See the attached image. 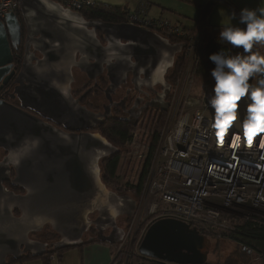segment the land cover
<instances>
[{
	"label": "water",
	"instance_id": "1",
	"mask_svg": "<svg viewBox=\"0 0 264 264\" xmlns=\"http://www.w3.org/2000/svg\"><path fill=\"white\" fill-rule=\"evenodd\" d=\"M18 3L27 38L24 65L15 83L24 89L20 91L21 100L29 102L24 101L25 107L72 131L103 123L108 111L93 113L73 99L72 69L88 73V68L98 69L101 60L111 59L118 61L122 80L127 73L136 72L134 66L141 73L152 74L154 86L160 85L161 91L149 89L155 95L150 106L168 112L166 97L172 85L165 78L184 43H171L157 32L127 22L87 21L80 12L54 0ZM17 20L15 14L0 20V73L11 61L6 25ZM97 31L107 46L100 45ZM36 52L43 55L42 59L35 58ZM114 79L112 76L107 94L120 85V80ZM25 80L29 84L24 85ZM24 91H28L25 98ZM77 122L84 127L68 126ZM0 148L8 153L0 163V264H8L10 257L20 261L27 255L42 257L51 249L83 246L84 235L91 227L97 235L89 242L122 243L125 229L119 219L132 218L137 203L130 194L114 192L102 181L100 162L119 152L116 145L99 133H67L36 115L0 102ZM10 167L16 172L12 184L23 188L25 194L3 186L10 178ZM14 210L20 215L16 216ZM46 227L59 239L49 243L31 237ZM208 244V238L197 228L166 218L150 225L138 252L170 264H205Z\"/></svg>",
	"mask_w": 264,
	"mask_h": 264
},
{
	"label": "built area",
	"instance_id": "2",
	"mask_svg": "<svg viewBox=\"0 0 264 264\" xmlns=\"http://www.w3.org/2000/svg\"><path fill=\"white\" fill-rule=\"evenodd\" d=\"M54 1L74 12L94 5L89 0ZM18 11V0H0V20L17 15ZM127 19V23L162 33L177 43H184L185 47L182 51L184 67L176 84L171 83L166 122L158 133L152 155L155 114L151 121L138 125L126 141L125 169L123 157L120 167L122 165L124 174L130 172L137 176L136 182L133 179L127 182L131 189L138 185L148 160L149 165L140 196L135 198L134 216L130 224L123 227L124 240L118 246L131 244L135 239L139 244L151 224L172 218L197 228L206 237L233 240L248 253H258L241 240L240 226L264 225V149L258 148L260 137L252 149L243 143L233 147L234 129L229 131L223 144L219 143L212 128L214 110L208 104L212 90L202 85L195 91L199 64L196 45L202 23L194 34L183 25L150 16L145 2H141L136 11H128ZM180 120L187 121L185 132L175 141L173 137Z\"/></svg>",
	"mask_w": 264,
	"mask_h": 264
},
{
	"label": "flooded vegetation",
	"instance_id": "3",
	"mask_svg": "<svg viewBox=\"0 0 264 264\" xmlns=\"http://www.w3.org/2000/svg\"><path fill=\"white\" fill-rule=\"evenodd\" d=\"M80 15L83 17V19L87 21L97 20V19H89L81 12ZM16 16L18 18L17 20L18 23L12 24L9 27L6 25L8 40L11 49V57H8V60L11 61H9L7 67L3 69L2 73H0V78H2L0 81V102L14 106L16 108L23 109L28 113L36 115L37 117L43 119L45 122H49L53 126L67 133H77V134L99 133L105 138L107 137L103 135V132H104V128L108 126L109 122H115V123L120 122L128 127L138 126L145 122L151 121L153 115L157 111H160L159 109L150 106V102H152V99L155 98V95L153 92L149 91V89L154 88L155 90L161 91L160 85L154 86L155 80L153 78V75L152 74L146 75L145 73H141L139 72V67L134 66L136 72L127 73L126 75H124V79L122 80L121 68L120 65L118 64V61L111 59L101 60V62L99 63L100 67H98V69L96 70L92 68H88V73L82 72L78 68L72 69L74 81L71 84V95L73 99L77 100L82 107H85L87 110L93 113L105 114L108 111V117H105L103 119V123L94 125L91 128H84L81 130L72 131L67 128V125L62 123L58 124L55 121H52L51 119L44 118L40 113L35 111L33 108L25 107L23 103L24 101L26 102L28 101L26 99H24V101L21 100V92H20L21 90L24 89L23 88L20 89L18 87V84H16L15 82L18 74L21 72L22 67L24 65L27 31H26L25 23L19 11L17 12ZM108 23L119 24L116 22H108ZM96 34L100 45L103 47L107 46L108 42L105 41V38L102 35V33L100 31H97ZM161 35L164 36L162 33ZM169 40L171 43H177V42H173L171 39ZM122 43L125 44L126 42L122 41ZM42 57L43 55L41 53L39 52L35 53V58L42 59ZM79 58H80V54L78 53L77 59ZM133 60L137 62L134 57ZM172 69L169 71V73L166 75L165 78L169 84H171ZM112 76L113 79L115 78L114 80H120V85H118L119 87H117L114 91H112V93L107 94V90L112 83ZM27 84L29 83L27 80H25L24 85ZM60 87L63 88V85ZM53 88L54 87H51V90L49 91L52 94L50 96V99H52L54 95V91H52ZM27 92L28 91L23 92L22 95L24 96V98L26 97ZM168 97L169 95L166 97L167 100ZM57 119L62 120L59 117H57ZM70 125L72 126L74 125L75 127H84V125L78 122L74 124L73 123L68 124V126ZM111 143L113 144V142ZM7 155L8 153L4 149L0 148V163L3 162L4 158ZM114 155L101 160L100 162L101 177H103V170L105 168L107 160L113 157ZM15 174H16L15 169L13 167H10V178L7 177L9 178V180L8 179L4 180L3 186L8 190L14 191L15 193L25 194L23 188L19 186H14L12 184V179L15 177ZM107 187L109 188L110 186L107 185ZM14 214L16 216H19L20 212L18 210H14ZM95 217L96 216L92 218ZM126 220L129 223L132 221V218H127ZM96 235L97 232L95 228L91 227L90 230L84 235L83 240L85 241V243H87L89 242L90 238H95ZM92 242H98V241L94 240Z\"/></svg>",
	"mask_w": 264,
	"mask_h": 264
},
{
	"label": "clouds",
	"instance_id": "4",
	"mask_svg": "<svg viewBox=\"0 0 264 264\" xmlns=\"http://www.w3.org/2000/svg\"><path fill=\"white\" fill-rule=\"evenodd\" d=\"M237 25L222 27L218 42L240 50L237 54L221 49L209 54L214 65L210 75L214 81L208 104L214 110L212 128L225 139L232 131L231 143H242L252 149L260 137L259 149H264V7L242 8ZM243 25V27L239 26ZM256 51H253V49ZM252 81V82H250ZM246 107L241 114V101ZM186 120H180L173 139L179 141L185 132Z\"/></svg>",
	"mask_w": 264,
	"mask_h": 264
},
{
	"label": "trees",
	"instance_id": "5",
	"mask_svg": "<svg viewBox=\"0 0 264 264\" xmlns=\"http://www.w3.org/2000/svg\"><path fill=\"white\" fill-rule=\"evenodd\" d=\"M94 2V1H93ZM81 13L88 17L89 19H100L104 22H116V23H125L127 22L128 17V10L125 7H116L107 5L100 2H94V5L89 8L82 10ZM222 27L220 25H209L206 22L202 24L199 31L198 36V47L196 51V55L199 58V64L197 68V72L195 75L196 82L208 86L211 90L214 84V81L210 75V70L214 67V65L209 61L208 56L213 52L220 51L224 49L225 51L229 52V54H237L240 50L232 49L231 46L222 44L218 42V35L221 31ZM194 34L196 29L191 30ZM173 42H177L174 38H171ZM262 53H264V48L259 49ZM253 51H256L254 48ZM184 67V57L183 54L179 55L176 58L175 66L171 71V83L176 84V80L178 79L179 75L181 74ZM252 82V81H250ZM167 113L163 111H157L155 113V119L153 123V131L155 135L152 136L153 138V150L151 151V155L154 151V147H156L158 141V133L162 129L163 125L166 122ZM138 126L128 127L120 122H109L108 126L104 128L103 135L106 136L114 145L119 148V152L116 153L113 157L107 160L105 168L103 170V177L102 181L109 188H114L115 191L123 192L128 190L120 189L115 185V181L117 180V175L120 169V160L121 156L125 153L124 150L126 149V141L128 140L130 133L137 129ZM149 160L147 161L144 170L142 172L141 177L139 178L138 185L132 191V195L135 198L140 196L142 191L147 170H148ZM111 188V189H112ZM131 195V196H132ZM127 219V218H126ZM242 224V223H240ZM242 228V234L240 235L241 240L244 243H247L251 247L255 248L256 251L264 256V225L261 227H253L250 224H244L240 226ZM32 238L40 239L46 242H54L59 239V235L52 231L49 227L46 228L42 233L35 234ZM208 240L212 238L216 241V246H218V241L216 238L210 237L207 235ZM211 241V240H210ZM90 242L85 243L83 246L79 247H67L61 250H52L45 254L44 256L40 257L42 264H52L55 260L56 256L58 257V261L64 257V255L71 249L80 248L81 250L83 247ZM111 249H113V253L115 256V251L118 248V245H110ZM34 257L31 255L23 256L20 261H16L13 258L8 260V264H14L15 262H23L32 260ZM115 264H170L158 260H154L151 258L144 257L137 253L135 250H131L127 255L126 249H122L116 256L114 260ZM205 264H219L218 261L216 262H209L206 260Z\"/></svg>",
	"mask_w": 264,
	"mask_h": 264
},
{
	"label": "crops",
	"instance_id": "6",
	"mask_svg": "<svg viewBox=\"0 0 264 264\" xmlns=\"http://www.w3.org/2000/svg\"><path fill=\"white\" fill-rule=\"evenodd\" d=\"M148 4V12L150 16L154 18H161L172 23H178L185 26L190 30L198 29L200 24L206 22L209 25H237L239 16L236 19L231 17V12L234 10L239 14L242 8L258 9L264 7V0H119V4H107L116 7H125L128 11H136L140 6V2ZM171 12L174 17L166 13ZM172 16V17H171ZM216 18L217 21L213 19ZM243 27V25H239ZM241 106L244 110L246 105L242 100ZM210 241V240H208ZM211 244L209 243L208 246ZM221 242L218 241V246ZM217 246V247H218ZM237 250L240 252L239 255L242 260L246 261L247 264H264V256L258 253H254L255 259L247 254L243 248L237 246ZM80 254L81 264H115V256L113 249L108 244L101 242H90L85 245L83 249H78ZM244 252L241 253V252ZM210 253V251H208ZM207 256V255H206ZM66 254L60 262H63ZM230 261L236 262V258L233 256ZM216 262V261H215ZM219 264H221L219 262Z\"/></svg>",
	"mask_w": 264,
	"mask_h": 264
},
{
	"label": "rangeland",
	"instance_id": "7",
	"mask_svg": "<svg viewBox=\"0 0 264 264\" xmlns=\"http://www.w3.org/2000/svg\"><path fill=\"white\" fill-rule=\"evenodd\" d=\"M91 2L95 1V0H89ZM96 1H101V2H104V3H107V4H119L120 2H117L119 0H96ZM144 2V1H143ZM141 3V2H140ZM139 3V4H140ZM169 14L172 15L171 12H168L166 13V16H169ZM174 17V15H172ZM171 16V17H172ZM214 21H217L216 18L213 19ZM197 47H198V42H197V45H196V51H197ZM203 84H200L197 82V87L195 88V91H199L201 89V86ZM243 115V113H241ZM126 149L124 150V152L126 153L128 151V148L125 147ZM125 153L121 156L122 158V162H123V167L125 169V162H124V155ZM127 170V169H126ZM120 174V176H119ZM136 178L137 176H133L130 172H128L127 174H124L123 173V168H122V165L119 169V172H118V178L117 180L115 181V185L120 188V189H126L129 191V193L127 191H123V192H119V191H115L114 188H112V191L114 192H119V193H128L130 195H132V191L133 189H131L130 187V183L127 185V182L129 180H132L133 179V182H136ZM130 182V181H129ZM111 190V189H110ZM133 196V195H132ZM134 197V196H133ZM135 198V197H134ZM119 225L122 226V227H127L130 222L128 223L127 220L125 218H120L119 219ZM211 241H209V243L211 244L210 246H207L206 248V255H207V260L209 262H215V261H218L220 262L221 264H236V262H232L230 261V259L234 256L236 258V261H238V264H247L246 261L242 260L240 255H239V251L237 250V244L235 241L233 240H222L220 241L221 242V245L220 246H216V241L213 240L212 238H210ZM131 246V249L130 246ZM138 242L137 240L135 239L131 244H127L123 247L121 246H118L117 250L115 251V256L122 250V249H126V251L130 252L131 250H135L137 253H138ZM121 248V250H120ZM80 249V248H78ZM210 251V253L208 252ZM241 253L244 254V252L242 251ZM79 250L77 249H71L69 250L67 253H66V257L64 259L63 262H60L58 261V257L56 256V259L52 262V264H81V260H80V257H79ZM248 255H250L252 257V259L254 258L255 259V255L253 254H250L247 252ZM41 258L37 257V258H34L32 260H28V261H23V262H15L14 264H42V259L40 260Z\"/></svg>",
	"mask_w": 264,
	"mask_h": 264
},
{
	"label": "snow or ice",
	"instance_id": "8",
	"mask_svg": "<svg viewBox=\"0 0 264 264\" xmlns=\"http://www.w3.org/2000/svg\"><path fill=\"white\" fill-rule=\"evenodd\" d=\"M262 135H264V134H262ZM217 136H218V139H219V143H220V144H223V143L225 142V139H221V138L219 137V134H217ZM259 143H260V140L258 141V145H259ZM231 144H232V143H231ZM232 146L235 147V145H233V144H232Z\"/></svg>",
	"mask_w": 264,
	"mask_h": 264
}]
</instances>
